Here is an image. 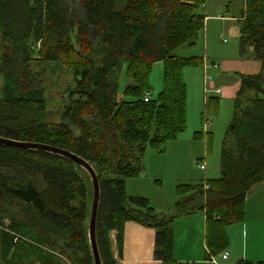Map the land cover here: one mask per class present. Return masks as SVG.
<instances>
[{
  "label": "trees",
  "instance_id": "obj_1",
  "mask_svg": "<svg viewBox=\"0 0 264 264\" xmlns=\"http://www.w3.org/2000/svg\"><path fill=\"white\" fill-rule=\"evenodd\" d=\"M203 4L0 0V137L62 148L93 167L102 264H118L110 234L114 231L120 256L129 220L156 227L155 253L162 264H182L173 256L172 222L197 210L205 215L210 257L213 247L228 246L225 225L243 219L247 191L264 181V0H243L239 52L252 46L260 69L240 74L219 177L178 186V193L189 195L166 213L154 212L146 197L125 192V178L144 169L147 146L158 149L186 128L183 68L202 66L203 58L174 52L193 44L203 29L205 16L196 12ZM158 61L162 87L152 97L149 75ZM52 64L71 70L73 77L55 120L48 118L44 89ZM123 67L131 83L119 94ZM92 199L90 175L70 158L0 142V264H94L88 236Z\"/></svg>",
  "mask_w": 264,
  "mask_h": 264
},
{
  "label": "rangeland",
  "instance_id": "obj_2",
  "mask_svg": "<svg viewBox=\"0 0 264 264\" xmlns=\"http://www.w3.org/2000/svg\"><path fill=\"white\" fill-rule=\"evenodd\" d=\"M242 8L243 0H204V4L196 10L205 16L203 29L194 38L193 44H183L174 52L181 57L203 58L202 66L183 68V79L187 85L186 128L175 139L164 142L158 149L147 146L143 171L138 176L125 178L126 194L148 197L154 212L155 209H167L165 211L168 212L178 199L189 195V191L178 193V186L200 184L206 179L219 177L222 140L231 125L233 98L239 86L240 74L259 71V62L252 46H247L243 54L239 52ZM212 63H216L217 67L213 68ZM52 67L57 69L53 72ZM209 82L213 83V89L210 88L205 93ZM118 83L119 94L131 83L124 67L119 73ZM72 84L71 70L55 64L47 68L44 89L47 111H51L48 114L50 120L57 119L55 111L62 108L67 98L64 89ZM149 86L152 97L162 87V63L159 61L153 64ZM217 89H220V93L215 91ZM2 91L1 78L0 95ZM210 97L213 99L205 107V99L209 100ZM205 119H210V122L205 123ZM199 162L205 164L203 169ZM200 211L174 218L173 242L176 238L175 243L183 251H187L188 246V250L202 251L205 255V252H209L202 249L201 244L205 240L206 223L200 213H197ZM197 214L198 217H195ZM199 220L203 222V230ZM227 241L229 243V237ZM212 249L213 257L222 256V248ZM226 262L233 264L230 259Z\"/></svg>",
  "mask_w": 264,
  "mask_h": 264
},
{
  "label": "crops",
  "instance_id": "obj_3",
  "mask_svg": "<svg viewBox=\"0 0 264 264\" xmlns=\"http://www.w3.org/2000/svg\"><path fill=\"white\" fill-rule=\"evenodd\" d=\"M259 64L260 62L257 64L258 70L260 68ZM256 72L257 71H255V73ZM206 100L207 99H205V101ZM262 194H264V181L252 185L245 196L243 219L236 224L232 223L225 225L226 235L229 233L227 236L229 237V243L221 252H228V257L226 259L222 256L220 258H215L213 257V253L210 254V257H207L206 252L205 255H203L202 251L197 252L193 249L188 250V246L187 251H183L181 248H178V245L175 243L176 238H174L173 242L174 258L182 264H227L226 261L229 259L233 264L239 259H248L252 261L264 260V197H262ZM130 195H132V193ZM146 198L150 201L148 197ZM165 210L167 209H155V212L166 213ZM197 213H200L205 223L204 212L200 211ZM195 217H198V214ZM173 220L175 221V219ZM203 222L199 220L201 230H203ZM155 233L156 230L152 225L142 224L134 220L126 221L123 232L122 252L121 255L118 256L114 231H111V249L118 264H162V260L155 253ZM201 248H204L208 252L205 240L203 244H201ZM221 252L219 253L220 255Z\"/></svg>",
  "mask_w": 264,
  "mask_h": 264
},
{
  "label": "water",
  "instance_id": "obj_4",
  "mask_svg": "<svg viewBox=\"0 0 264 264\" xmlns=\"http://www.w3.org/2000/svg\"><path fill=\"white\" fill-rule=\"evenodd\" d=\"M230 127H233V124L230 125ZM0 142L8 145H13L17 147H25V148H33V149H44L47 151L55 152L61 155H64L68 158H70L72 161H74L76 164L84 168L88 174L90 175V178L92 180V188H93V199H92V206L90 211V217H89V227H88V236H89V242L90 247L92 251L93 256V263L94 264H102L101 258L99 255L97 242H96V219H97V209H98V203H99V182L97 175L93 169V167L83 158L80 156L64 150L62 148H58L55 146L43 144V143H35V142H26V141H17L12 140L8 138L0 137Z\"/></svg>",
  "mask_w": 264,
  "mask_h": 264
},
{
  "label": "built area",
  "instance_id": "obj_5",
  "mask_svg": "<svg viewBox=\"0 0 264 264\" xmlns=\"http://www.w3.org/2000/svg\"><path fill=\"white\" fill-rule=\"evenodd\" d=\"M212 66H213V68H216L217 67V64L216 63H212ZM213 89V83H211V82H209V84H208V86L205 88V90H204V92L206 93L207 92V90L208 89ZM217 93H220V89H217V90H215ZM150 97V92H147L146 93V95H145V100H148V98ZM207 122H210V119H207L206 120V122L205 123H207ZM200 163V167H201V169H203L204 167H205V164H203V163H201V162H199ZM208 187V185H205V188H207ZM222 257L223 258H227L228 257V252L227 251H224L223 253H222Z\"/></svg>",
  "mask_w": 264,
  "mask_h": 264
}]
</instances>
